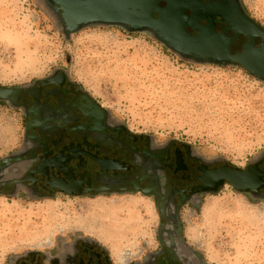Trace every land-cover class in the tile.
Masks as SVG:
<instances>
[{
	"label": "rangeland",
	"instance_id": "374dc122",
	"mask_svg": "<svg viewBox=\"0 0 264 264\" xmlns=\"http://www.w3.org/2000/svg\"><path fill=\"white\" fill-rule=\"evenodd\" d=\"M244 5L264 28V0ZM63 69L134 134L240 169L264 158V82L242 67L188 63L148 34L117 27L90 26L66 39L45 0H0V86ZM22 123L20 113L0 110V143L17 149ZM25 193L0 195V264L52 257L77 238L105 247L114 264H137L158 246L152 197ZM182 216L187 245L206 264H264V198L227 185Z\"/></svg>",
	"mask_w": 264,
	"mask_h": 264
},
{
	"label": "flooded vegetation",
	"instance_id": "af4514ba",
	"mask_svg": "<svg viewBox=\"0 0 264 264\" xmlns=\"http://www.w3.org/2000/svg\"><path fill=\"white\" fill-rule=\"evenodd\" d=\"M45 1L55 7L51 0ZM202 2L207 6L222 4L224 14L228 15L238 3L247 13L244 0ZM186 14L190 15L191 11ZM215 24L217 33L226 31L229 37L233 36L221 16H217ZM248 42L249 38L241 35L232 46L233 54L242 52ZM256 43L260 47L262 40L257 38ZM0 89L9 91L8 99L0 97V107L20 113L24 129L19 147L0 157V195L26 192L45 199L57 195L142 194L152 197L158 209L179 213L177 221L183 236L172 232L171 238L173 242L181 239L186 242L183 211L197 209L207 195L216 194L196 192L203 185L201 170L232 166L222 161H205L186 145L159 144L148 136L130 132L64 69L25 86H0ZM54 163L56 168L52 167ZM259 163L264 173V158ZM40 166L45 168L44 175L33 173ZM227 185L231 183L226 182L219 191ZM61 187H67L72 194ZM257 196L264 198V185ZM160 220L157 248L145 253L137 264H206L192 248L163 245L159 231L171 225V220L165 217ZM46 261L114 264L107 249L88 238L75 239L52 257L31 253L14 259L12 264H46Z\"/></svg>",
	"mask_w": 264,
	"mask_h": 264
},
{
	"label": "water",
	"instance_id": "95a60500",
	"mask_svg": "<svg viewBox=\"0 0 264 264\" xmlns=\"http://www.w3.org/2000/svg\"><path fill=\"white\" fill-rule=\"evenodd\" d=\"M55 7L45 1V5L55 15L58 25L66 39L90 26L117 27L128 34L144 33L163 45L167 50L185 62L198 65L240 66L259 81L264 82V30L236 3L230 14H224L223 5L212 3L207 6L202 0H51ZM190 10L191 14L186 12ZM61 15V16H60ZM223 21L233 31L229 37L226 31L217 33L216 18ZM205 22V25H203ZM241 35L249 42L242 52L233 54L232 46ZM262 43L257 47L256 39ZM9 91L0 89V97L8 99ZM259 161L247 170L225 166L213 171L204 168L202 186L198 193H217L230 182L237 193L259 197L264 185V173L259 168ZM56 168L55 163L52 165ZM44 166L33 173L44 175ZM69 194L72 192L61 187ZM160 218L171 220L159 231L160 242L175 249L182 247L190 250L184 239L172 241L171 234L183 236L179 227V213L158 209ZM176 215V216H175ZM169 241V242H168ZM200 259L199 255L194 252Z\"/></svg>",
	"mask_w": 264,
	"mask_h": 264
},
{
	"label": "crops",
	"instance_id": "0c3cea01",
	"mask_svg": "<svg viewBox=\"0 0 264 264\" xmlns=\"http://www.w3.org/2000/svg\"><path fill=\"white\" fill-rule=\"evenodd\" d=\"M0 110H4L2 107H0ZM13 149L6 145V144H1L0 143V157L7 155L8 153H10ZM4 154V155H3Z\"/></svg>",
	"mask_w": 264,
	"mask_h": 264
}]
</instances>
